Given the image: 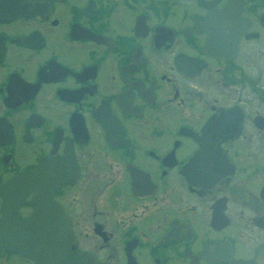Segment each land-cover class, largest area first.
Here are the masks:
<instances>
[{
    "label": "flooded vegetation",
    "instance_id": "flooded-vegetation-1",
    "mask_svg": "<svg viewBox=\"0 0 264 264\" xmlns=\"http://www.w3.org/2000/svg\"><path fill=\"white\" fill-rule=\"evenodd\" d=\"M39 229L66 264H264V0H0V264Z\"/></svg>",
    "mask_w": 264,
    "mask_h": 264
},
{
    "label": "water",
    "instance_id": "water-1",
    "mask_svg": "<svg viewBox=\"0 0 264 264\" xmlns=\"http://www.w3.org/2000/svg\"><path fill=\"white\" fill-rule=\"evenodd\" d=\"M41 168L42 163H40L39 166V175L41 174ZM41 208L42 204L40 202L33 218L28 221L26 226L31 223L35 226V224L37 225L42 222L41 215L43 210ZM32 235L34 239L38 238L39 240L36 243L34 242L31 248L21 247L20 249L21 252H23L24 255L33 262V264H66L63 258L70 247L68 240L69 232L67 229L64 234L57 230L53 231L50 229L48 238H46V233L41 231V229L34 231ZM23 236H25V234Z\"/></svg>",
    "mask_w": 264,
    "mask_h": 264
}]
</instances>
